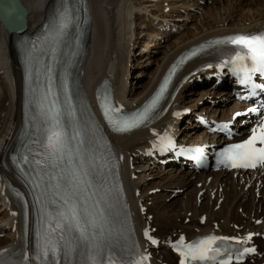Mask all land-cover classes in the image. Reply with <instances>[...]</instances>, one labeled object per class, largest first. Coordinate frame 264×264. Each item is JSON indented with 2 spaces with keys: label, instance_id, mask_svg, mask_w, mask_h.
<instances>
[{
  "label": "bare ground",
  "instance_id": "bare-ground-1",
  "mask_svg": "<svg viewBox=\"0 0 264 264\" xmlns=\"http://www.w3.org/2000/svg\"><path fill=\"white\" fill-rule=\"evenodd\" d=\"M19 1L28 11L25 17V30L27 34H31L38 30L56 10L57 0ZM5 2L6 0H0L1 7L4 6ZM70 2L72 8L77 10L78 7L75 0H70ZM217 2L218 0H214L205 11L208 19L201 23L204 32L200 31L198 35L196 34L192 37L186 35L178 37L177 39L180 41L177 44L171 45L167 48V51H164V53L162 52L163 56L153 70L148 82L138 86V88H140L138 93H131V91L128 90L127 83L129 75L128 60L133 38L132 21L136 15V10L132 5L133 3H131V0H87L90 23L86 34L84 60L79 75V86L81 91L92 103L95 96V89L101 81L105 80L112 85L114 96L117 101L125 105H132L135 103L134 106H137L152 91L168 62L181 49L209 36L224 33L258 31L264 26V0H223L219 3ZM106 6H109V8H106ZM130 7L132 9H130ZM221 11H223L222 14ZM245 11L247 13L252 11L253 13L245 15ZM236 12H241V14L234 19L232 14ZM0 15L5 19V13H0ZM162 17L164 16L162 15ZM73 32L74 29L69 31L68 38L73 35ZM201 64L202 63H194L188 65L184 73L196 70ZM200 73L201 72L198 74ZM194 80L195 76H192L188 81L190 82L188 88L191 90L194 87L200 86V88L197 93L191 91L188 93L199 95V100H202L203 93L205 94L207 92L204 87H209L214 81L210 83L205 81L203 84L199 85L196 84ZM186 86L187 85L178 93L170 109L174 107H178L179 110L189 108L194 112L205 115H209L210 112L211 114L209 116L213 118H230L234 108L232 106L228 107L227 104H225V98L217 101V105L215 107L212 106L213 108L206 106L209 103L205 100L198 105L195 101L186 100L185 91H183ZM224 91L225 90H220L218 95H227ZM188 102L194 104L187 105ZM21 103L22 80L14 48V39L8 32L3 20H0V210H2V216H0V233L7 230V236L0 239V249L10 247L19 249L21 243L19 226L15 222L16 218L10 213V210H15L13 202L8 196H5L2 191V181L6 178L9 179V174L5 170L8 167V153L15 143L21 125ZM164 119H168L169 122L172 121L169 115L164 117ZM178 122V119H176V124ZM191 134L193 135H186L183 136V138L188 137L190 141H194L199 137V135H195V133ZM150 138H152L150 130H140L130 135L111 137L116 153L124 158L122 179L126 197L134 215L135 226L139 233L146 225L147 218L145 219L139 214L138 203L140 200L135 197L138 182L131 179L133 172L130 171L129 168L130 164L150 161L148 157L142 154V151L148 147ZM139 151L141 152L139 153ZM130 157H133L131 163ZM174 171L176 172V176L173 175L172 178H174V183L177 185L176 188H183L185 190V187L190 186V190L184 195V204L180 208V210L183 211V217L187 216V212H191V217L189 218L190 223L185 225L183 222L181 224L174 223L171 219H168L169 216H173V213H167L168 207L164 203L157 206L155 205L153 208L149 207L147 208L149 213L154 212L155 214V216H153V221L156 223L155 226L160 228V233L156 234L157 237L166 238L173 234H176V236L185 234L188 239H190L195 235L209 232L221 235L237 234L242 236L264 230V184L261 186L260 190L263 197L261 199H256L255 189L259 186L256 185L257 182L252 174L247 177L242 175L237 179L231 177L233 172H218L213 174V180L208 187L209 189L201 196V200L205 199L206 201L202 202L200 200L198 203L196 197L197 193L205 188L207 189V186H205V177L201 174L197 175L199 177L196 176V182H201V188L198 189L195 185L192 187L191 183L193 182L190 174L182 171L179 172L180 170L178 168H174ZM245 186H248L246 191H244ZM220 187L222 188L221 192L218 191ZM212 190H217V192L214 193L213 201L210 195ZM166 197L168 196H165V198ZM219 200L220 202L217 204ZM238 209H241V213H238ZM181 211L180 213L178 212L177 215L180 216ZM202 216H204L206 220L203 225H200L199 221ZM195 218H197V223L194 222ZM252 218H254L253 222L251 221ZM256 220H261V224L256 225ZM166 223V227L173 228L174 232L169 233L163 229ZM214 224L217 226L216 228ZM233 225H237V227L235 228ZM159 249L163 250L164 247H159ZM162 258H164L163 261L167 262V264H174L173 261L175 256L168 251L155 254L152 263L161 264L159 262ZM263 262L264 258L260 263Z\"/></svg>",
  "mask_w": 264,
  "mask_h": 264
},
{
  "label": "snow or ice",
  "instance_id": "snow-or-ice-1",
  "mask_svg": "<svg viewBox=\"0 0 264 264\" xmlns=\"http://www.w3.org/2000/svg\"><path fill=\"white\" fill-rule=\"evenodd\" d=\"M70 24V16L67 9L61 12L58 21L52 26V33L57 43L59 39L65 34ZM212 44L231 45L234 49L228 59L222 61L221 66L224 64H230L232 71L240 80V83L250 85V95H255L258 89L264 88V85H258L252 83V75L260 74L264 76V31L255 34H235L230 35L222 40H215ZM55 51V48L53 49ZM211 67V65H209ZM51 72V69H48ZM168 83L165 79V85ZM51 81H49V88L40 99V107L42 109V115L45 117L43 123L48 127L45 129L47 132V140L45 144V150L47 152L46 160L50 162V167L60 169V174L55 171L49 173V177L52 180H56L55 189L56 194L62 195L60 198L63 200L62 211L55 213V228L64 230L67 228L69 233L75 230L76 235L73 236L72 241L68 243L65 255H69L74 252H79L81 255H86L87 260L82 261V264H143V260L147 257H141L140 260H124L117 259V255L123 256L126 249L119 246V240L115 239V232L110 227V210L113 206L108 202L107 190L101 195L94 205L98 211L89 213L87 208L84 210V215H80L79 201L85 199L81 193L87 192V189L92 187L91 180L88 179L89 172L84 167V159L81 151L82 141L78 142L75 150L70 146V138L68 137L65 129L61 126L60 117L61 112L55 104H52L47 111H43L44 102L47 100L48 95L51 93L50 87ZM65 92H67V82H64ZM164 91V86H161L160 93ZM160 93L152 99V101L145 107L144 111L138 115L123 118L120 120L113 119L109 116V111H105V115L108 116L110 123L113 125L114 130L117 132L128 131L131 128L138 126L142 121L146 120L149 111L155 107L160 98ZM255 109H253L254 111ZM118 111V110H117ZM69 115L75 116V113L70 111ZM235 116L242 115L241 113H235ZM71 137V140H76L79 132H75ZM257 142L264 145V124H261L259 129H253L250 137L241 144L233 145L230 150L226 152V158L232 162V167H255L257 163H264V147H256ZM200 152L202 149H196ZM79 159V163H73V157ZM65 157L68 158L69 165L71 167L65 174V169L61 167ZM27 158L25 157V161ZM39 164L40 162L37 161ZM42 179V178H41ZM60 181H65L62 185ZM39 186V185H38ZM96 195V193H92ZM101 201L107 205V209L101 208ZM86 202V200H85ZM123 235L122 233L120 234ZM145 237H148V231L144 232ZM63 239V236H61ZM229 237H217L209 236L203 240H200L196 244L188 245L182 249L178 248L180 254V264H186V261H199L205 260L208 257L209 252L219 253V248H212V245L217 240H228ZM183 240V237H181ZM152 243H156L152 240ZM119 251L117 252V249ZM107 251V258L105 259V252ZM245 252L254 251V249H244ZM55 258L58 254V245L48 240L42 246H38V255L43 257ZM28 256L25 255V260ZM0 264H3L0 261ZM220 264H230V257L227 260H221Z\"/></svg>",
  "mask_w": 264,
  "mask_h": 264
},
{
  "label": "rangeland",
  "instance_id": "rangeland-1",
  "mask_svg": "<svg viewBox=\"0 0 264 264\" xmlns=\"http://www.w3.org/2000/svg\"><path fill=\"white\" fill-rule=\"evenodd\" d=\"M213 1L214 0H207L204 3V0H131V3H133L132 5L136 10L135 18L132 21L133 38L131 41V52L128 60L129 75L127 87L131 93H138L140 91L138 86L148 82V80L151 78L153 70L160 62L164 51H167L168 47L173 44H177L180 41H178V37L182 35L192 37L196 34L198 35L200 31L204 32V28H202L201 23L208 19L205 11ZM221 1L223 0H218L217 3ZM106 8H109V6H106ZM130 9L132 8L130 7ZM245 12V15L253 13L252 11L248 13ZM222 13L223 11H221V14ZM239 14H241V12L233 13L232 16L234 19H236ZM162 15L164 17H162ZM164 23H166V25H162ZM168 25L176 28V32H173L170 29L168 30ZM199 88L200 87H195L192 88V90L190 89L185 91L186 100L195 101L198 105L205 100L209 104L213 102V105H216L217 101L225 98L224 95H218V92L215 94V90H211L207 87H204L206 88L205 91L207 90V93H203L202 100H199V95L197 96L196 94L188 93L189 91L197 93ZM192 104L194 103H187V105ZM209 104L206 106H209ZM225 104H227L228 107L230 106L228 102ZM189 121L190 123L192 121L191 115L185 117L180 123V131L181 135L183 134V136H186L187 134L193 135L191 133H199L197 128H192V125H190ZM134 166H137L138 168H133V166H130V170L134 172V177H131V179L135 182H138L136 187L138 192H135V197L139 198L140 203L146 208L145 214L142 212L140 215L147 218L148 221H151L153 224V226L151 225L152 231L156 230L155 234L160 233V228L155 226L156 223L153 221V216H155L154 212L149 213L147 207L153 208L155 205L157 206L161 203L167 205L168 214L173 213V216H169L168 218L171 219L172 222L180 224L183 222L185 225L190 223L189 218L191 217V212H187V216L183 217V211L180 210L185 201L184 195L190 190V186L185 187V190L183 188H176L177 185H175L174 178H172L173 175L176 176V172H174L173 168L170 166L166 167L165 169L151 168V165L147 161L142 163L139 162L138 164H134ZM205 176V186L209 187L213 176ZM233 177L235 176L233 175ZM196 180V177L193 178V183L191 184L192 187L195 185V187L199 189L201 188V182H196ZM246 190L247 187H244V191ZM218 191L221 192V187ZM201 192L202 191L199 193L201 194ZM215 192H217V190H215ZM215 192L214 190L210 192L212 201ZM165 196L168 197L165 198ZM262 197L263 196H260L258 199H261ZM201 201L205 202L206 200L203 199ZM1 211L2 210H0V213ZM180 211L181 214L179 216L177 214L178 212L180 213ZM238 213H241V209H238ZM0 216H2V213ZM253 220L254 218L251 219V221ZM194 222L197 223V218L194 219ZM166 225L167 223L163 226V229L166 232H174L173 228H167ZM6 231L0 233V239H3L7 236ZM158 252L164 253L163 250H158ZM252 263V261H249L246 264ZM161 264H167V262L161 261Z\"/></svg>",
  "mask_w": 264,
  "mask_h": 264
},
{
  "label": "water",
  "instance_id": "water-1",
  "mask_svg": "<svg viewBox=\"0 0 264 264\" xmlns=\"http://www.w3.org/2000/svg\"><path fill=\"white\" fill-rule=\"evenodd\" d=\"M13 8L16 10L17 14H18V18H19V23L18 26L16 28H10V26L7 25V22L5 19H3V17L0 15V20H3L5 26L7 27L9 32H24L25 28H26V20L25 17L27 15V10L26 8L21 4V2L19 0H10Z\"/></svg>",
  "mask_w": 264,
  "mask_h": 264
}]
</instances>
